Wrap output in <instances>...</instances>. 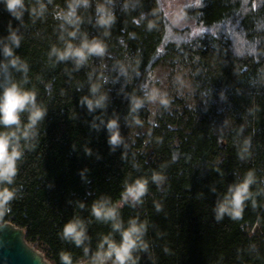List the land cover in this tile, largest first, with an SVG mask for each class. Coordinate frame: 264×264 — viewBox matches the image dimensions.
Returning a JSON list of instances; mask_svg holds the SVG:
<instances>
[{
  "label": "trees",
  "instance_id": "obj_1",
  "mask_svg": "<svg viewBox=\"0 0 264 264\" xmlns=\"http://www.w3.org/2000/svg\"><path fill=\"white\" fill-rule=\"evenodd\" d=\"M24 2L17 19L0 0V64L7 63L2 49L15 32L20 44L13 46L14 54L28 69L25 74L0 67V92L10 76L36 93L46 114L35 137L20 142L18 172L6 185L16 197L2 221L22 227L27 241L37 243L53 264H62L61 253L75 264L93 257L103 236L121 239L110 222L92 216V203L101 197L116 202L125 183L143 178L148 181L143 202L119 210L125 228L133 218L146 223L147 250L134 253L137 264H263L264 0H202L183 9L193 22L184 27L170 23L161 0H137L127 10L114 9L116 22L107 34L96 24L91 4L78 10L82 23L75 39L68 36L72 26L55 17L66 0H43V16L32 14L37 0ZM85 34L102 40L111 52L108 72L94 67L91 57L77 68L71 59L49 56L54 46L63 49L69 40L78 45ZM164 59L191 65L200 106L177 114L161 105L147 134L126 141L123 132L147 121L146 82ZM126 60L128 78L117 71ZM93 85L99 88L96 95L107 99L104 108L90 112L81 101L94 98ZM214 97L224 101L231 126L224 124ZM137 98L144 103L133 112ZM110 119L118 120L123 141L115 150L108 143ZM21 121L27 122V113ZM249 171L256 182L241 218L226 214L217 220V203ZM154 173L163 177L159 183L152 180ZM74 217L85 222L88 236L79 247L60 235Z\"/></svg>",
  "mask_w": 264,
  "mask_h": 264
},
{
  "label": "clouds",
  "instance_id": "obj_2",
  "mask_svg": "<svg viewBox=\"0 0 264 264\" xmlns=\"http://www.w3.org/2000/svg\"><path fill=\"white\" fill-rule=\"evenodd\" d=\"M7 11L19 19L22 11L25 9L24 0H4ZM51 2V0H49ZM197 3L200 0H196ZM38 7L32 9V14L43 16L47 11L43 0H37ZM92 0H66V8L59 9L55 12V17L62 21L63 25L72 26V30L68 32V36L75 39L79 31V25L82 23V17L78 14V10L88 9ZM114 0H97L95 7L96 24L107 30L116 22V15L113 10ZM125 10L128 9L127 3L124 5ZM170 12V18L174 25H180L186 19V13L183 7ZM153 27L149 24V28ZM11 44H5L2 51L7 63L0 64V67L7 70L9 65L17 70L27 73V64L20 61V58L14 54L13 46L19 47L20 37L15 32H10L7 37ZM63 39V37H61ZM106 53V45L97 38L89 39L87 35H83L78 45L73 44L71 40L66 42L63 49L53 47L49 56H55L58 61L73 60L76 67L87 63L90 57H103ZM8 81L3 85V91L0 92V126L4 131H0V221L10 209V202L15 199L16 192L14 189L7 187L11 185L18 172L17 163L22 159L23 152L20 146L21 140L26 143L35 137L36 128L46 114V109L37 103L36 93L26 90L10 76H6ZM99 88L93 85L91 92L94 98L84 97L81 103H86L88 110L94 111L96 108H104L107 97L99 95ZM146 98L151 101L159 100V102L167 106L169 101L159 92L153 90L146 93ZM142 99H134L131 105V111L135 112L143 106ZM27 113V122L22 123L21 115ZM139 123V121H137ZM109 132L108 143L112 150H115L122 144V137L119 131V123L117 119H110L106 123ZM247 149L245 148V151ZM90 154V152H89ZM243 158V153H241ZM163 177L154 173L152 180L159 183ZM256 182L255 174L252 171L247 172L244 179L238 183L229 186L223 199L220 200L215 208L216 219H222L226 214L232 219H239L243 214L245 202L252 199L253 193L251 186ZM148 191V181L140 178L132 183H125L124 190L120 195V199L112 202L109 197H101L94 201L91 205V214L97 221L112 225L115 232H119L121 239L115 241L111 235L102 237L97 251L92 257V264H137V257L134 255L137 251L147 250V244L143 237L146 232V223L139 222L133 218L128 222L125 228L123 221L120 219V209L129 204L135 206L143 202V197ZM255 205V201L253 200ZM81 208L84 204L79 205ZM61 239L73 242L77 247L84 244L88 239L85 222L79 217H74L63 226L60 233ZM88 249L85 247V252ZM60 259L62 264H73L72 258L67 253H61Z\"/></svg>",
  "mask_w": 264,
  "mask_h": 264
},
{
  "label": "rangeland",
  "instance_id": "obj_3",
  "mask_svg": "<svg viewBox=\"0 0 264 264\" xmlns=\"http://www.w3.org/2000/svg\"><path fill=\"white\" fill-rule=\"evenodd\" d=\"M137 0H124L122 3L114 1L113 10L119 5L124 7L127 3L128 7H133ZM97 0H92V5L96 7ZM163 10L168 17L170 23L175 27H184L188 25H193L192 20L186 15V19L180 25H174L170 18V12L172 10H177V15L180 14L179 8H193L202 4V0L199 3L196 0H161ZM185 12V11H184ZM91 39V38H89ZM111 52L106 51L103 57L92 56L91 62L94 67L100 68L108 72L113 67L109 63V58L111 57ZM117 71L128 78L130 76V66L129 62L126 60L123 65H121ZM197 81L194 79L193 68L189 63L183 60H172L164 59L159 62L151 72L149 79L146 82V88L148 93L153 90L159 92L162 96L166 97L169 101L166 106L170 112L181 113L184 108L196 111L200 106L201 92L196 87ZM264 87V80L262 83ZM217 110L223 113V122L226 126H231L232 118L229 111L225 107V103L221 98H212ZM148 110V118L144 123L136 124L135 126L129 128L127 131L123 132V138L126 141L133 142L135 137L138 135H146L149 130V124L155 120V116L159 113L161 108V103L159 100L151 101L147 99L144 103ZM145 152L150 156V149L145 148ZM32 245L38 249L44 257L50 261L45 252L37 243H32ZM51 262V261H50ZM52 263V262H51Z\"/></svg>",
  "mask_w": 264,
  "mask_h": 264
},
{
  "label": "water",
  "instance_id": "obj_4",
  "mask_svg": "<svg viewBox=\"0 0 264 264\" xmlns=\"http://www.w3.org/2000/svg\"><path fill=\"white\" fill-rule=\"evenodd\" d=\"M0 264H53L25 238V231L9 221H0ZM75 264H92V257ZM111 264V261L107 262ZM264 264V263H263Z\"/></svg>",
  "mask_w": 264,
  "mask_h": 264
}]
</instances>
